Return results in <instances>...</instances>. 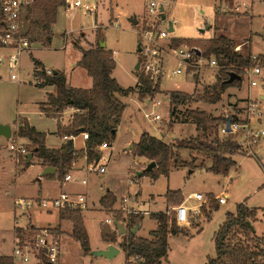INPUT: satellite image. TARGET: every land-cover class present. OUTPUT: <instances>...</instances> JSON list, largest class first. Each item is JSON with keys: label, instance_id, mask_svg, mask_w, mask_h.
I'll list each match as a JSON object with an SVG mask.
<instances>
[{"label": "rangeland", "instance_id": "obj_1", "mask_svg": "<svg viewBox=\"0 0 264 264\" xmlns=\"http://www.w3.org/2000/svg\"><path fill=\"white\" fill-rule=\"evenodd\" d=\"M148 1L83 0V2L97 6L93 12H85L81 7L66 5L58 12L50 46L43 47L39 43L34 44L32 42L27 50L19 54L14 70H11L8 64L9 55L13 54L14 50L7 54V57L2 51L0 56L4 57V61L0 65V74L3 76L2 83H0V113L12 116L15 120L20 101L23 103L21 108L29 111L28 115L40 130H57V122L54 118L46 115L40 116L30 101L17 98L19 86L30 85V79L33 81L32 84H35L32 74L31 53L44 62L47 67L64 70L68 82L72 86L83 88L92 85V78L88 75L86 69L78 63L81 59L82 48L96 47L105 42V48L107 47L113 51L116 60L113 76L123 87L136 86L138 81L136 66L139 62L140 68L138 70L142 72H146V66L151 64L153 67L150 69L149 74L159 77L158 81L161 82L160 92L151 97H140L138 93H132L130 96L123 98L127 103V107L117 131L116 140L109 149L101 151L104 160H101L100 163L106 165L107 171L99 174L84 170L75 174L72 173L77 179L76 181H68L67 183L63 181L67 191L88 193L89 198H94L97 202L100 195L108 188L118 196L119 201L111 192L115 197V201L104 205L102 209L91 208L85 213L86 209H79L82 216L83 213L85 215V224L92 251L101 250L98 248L104 246L100 223L105 224L117 234V240L112 243L119 246V243L123 240L116 226L107 223V219L118 218L120 222L128 227L129 210H139L144 215L143 226L139 230V235L142 237L149 236V231L154 229L157 224L156 220L151 218V212L173 211L174 206L182 203L195 206L197 201L191 198L190 195L193 192H202L207 198V202L202 206V213H191L189 222L181 224V226L188 229L192 237L171 236L169 239L171 247L169 256L167 260H163L162 264H206L209 257H216L215 232L224 222L226 212H235L238 203L245 202L250 207L259 208L257 217L250 226L252 232H242V238L245 239L246 236L249 238L262 237L264 235V138H261L257 146L251 149L240 143L239 151L233 155L236 165L231 167L227 175L214 173L208 168L198 167L193 170L186 163V160L191 161L195 155L187 150L181 151L184 158L183 165L178 169H171L167 175L161 174L157 179H153L149 174L138 175L137 171L143 170L150 161L147 160L145 164V157L137 155L135 149L128 150L127 148L131 143H137L141 134L145 131L164 139L166 142H177L179 139L200 134L196 133V129L191 123L171 121L168 91L197 92L194 95V100L188 101L179 107L182 113L187 108H203L215 115L233 116L243 113L245 104L250 97L260 99L264 95V63L258 61L255 65L262 68L260 74L253 76L257 80V85H250L248 75L245 73V79L239 87V89L242 88L241 91L234 90L235 93H232L233 90L230 89L232 87H228L217 103L197 101V98L203 94L204 88L215 83L220 67L218 64L210 65L209 60L215 58L213 55L205 57L202 53L192 59L189 64L186 63L180 55L173 51L176 47L171 45L172 38L211 37L214 31L208 30L206 25L214 21L215 0H169L165 2L167 18L161 22V25L169 29V22L171 21L174 30L169 32L167 39L156 41L155 44L160 49V54L155 57L146 55L142 44L140 60L138 45L139 42L145 40L142 31L153 28L152 23H154L152 18L146 15ZM256 1L253 10L256 16H254L252 28L254 27V31L264 33V3ZM244 2L250 4L251 0H235L234 2L229 0L227 3L230 6L237 4L242 6ZM235 9L240 11L239 6H236ZM131 17H136L138 23L133 24L129 20ZM202 29H206V31L202 32ZM236 29L242 33L246 30V26L239 24ZM219 33L220 31L216 32V34ZM183 46L191 48L187 44H182L180 47ZM237 46L240 47L239 50L243 53L251 51L249 42L237 43ZM251 52L254 56L264 53V36L260 37V44L255 45ZM178 68H181L182 73L174 74L173 71ZM48 70L51 69L45 68L46 73ZM13 72L19 77L18 81H14L17 84L8 83ZM196 79L199 82H197V86ZM147 99L152 101L146 102ZM158 101L159 103H157ZM70 113L69 110L65 114L63 112L61 121H67L68 118L70 120L72 117V114L69 117ZM156 114H160L162 119L159 121L154 120ZM259 127L264 128V118ZM54 140L55 138L51 136L50 141ZM17 141L19 142L18 139ZM9 142L11 140H3L2 145L5 146ZM76 144L79 145L80 140H76ZM30 145H28V148ZM197 158L198 162L203 159L201 155H198ZM8 159L11 161V158ZM12 161L15 163L16 160L12 159ZM33 161L27 166L23 163L18 165L20 168L17 177L4 180V186L0 187V244L3 232L5 233L6 230L12 228L16 220L14 215L17 214L16 217L20 215L21 218H19V225L22 224L21 227L26 230V234L23 236L21 234V240L31 239L36 235L29 234L28 224L31 223V218L35 225H46L43 228H52L47 225L53 226L52 229L61 238L59 264H126V255L123 250L112 259L98 258L92 253L85 254L81 243L72 236L73 226L70 220H63L62 229H60L61 227L58 228L59 226H54L59 220V209L52 208V212H48V209L39 205V199L58 196L63 181H43V192L42 195L39 194L41 185L37 178L40 177L38 175L40 167L38 159ZM84 163V160L79 162L75 166V170H80L81 167L79 166ZM143 165L144 168H142ZM84 178L88 181L86 185L81 183ZM169 189L181 190L184 197L180 203H169L168 200L166 202V193ZM6 192L9 195H6ZM226 192L228 193L227 202L218 204L216 196ZM137 193H139L138 200L136 198ZM15 197L34 199L35 202L26 210L16 209L14 206ZM125 197L129 199L128 202L123 201ZM213 204H218L219 208L212 209ZM124 205L127 209L124 208ZM0 250L9 252V255L13 253L8 240L4 244L3 250L0 246ZM15 264L43 263H28L15 259Z\"/></svg>", "mask_w": 264, "mask_h": 264}, {"label": "trees", "instance_id": "obj_2", "mask_svg": "<svg viewBox=\"0 0 264 264\" xmlns=\"http://www.w3.org/2000/svg\"><path fill=\"white\" fill-rule=\"evenodd\" d=\"M66 4V0H35L29 4L24 15L26 23V27H23L24 36L31 43L40 42L45 46L50 45L53 35L52 25L56 22L59 8ZM2 27L3 15L0 10V35ZM98 35L101 39L100 33ZM182 44L200 49L205 57L213 55L220 67L215 83L206 86L197 101L217 103L228 87L242 85L246 68L255 66L258 61L264 63V54L254 57L251 51L243 53L237 50V43L223 32L211 38H172L173 47L177 48ZM0 47H3L1 40ZM139 53L141 60V52ZM34 62L40 67L35 71V75L41 80L38 85L55 87V91L49 93L47 101L40 104L41 111L60 119L64 110L72 107L74 113L70 119L71 123L64 127L59 125V134L78 135L83 131L89 133V138L82 149H76L73 140H67L60 148H49L46 145V133L38 131L28 121H22L17 135L31 141L29 148L25 146L28 153L34 152L33 156L42 165L55 167L57 173L52 175L60 180L64 179L77 159L87 157L89 162L100 159L102 154L98 146L103 142L113 144L127 107L123 98L132 93H138L140 97H151L160 92L161 82L155 81L150 74L138 69L136 86L123 87L113 76L116 67L113 51L101 45L82 48V56L78 62L92 77L91 88L72 86L68 83L64 72L58 71L49 75L39 60L34 59ZM231 72L239 74L242 78L226 83ZM196 93L168 91L167 95L171 105V121L193 123L200 134L179 139L177 142H166L147 131L143 132L139 141L134 144L135 153L150 162H156L153 170L145 171L143 174H149L153 179H157L161 174L167 175L173 168L178 169L184 162L182 150L195 155L191 161L186 160L193 170L198 167L208 168L214 173L227 175L231 167L236 165L233 155L239 151L240 145L232 134L220 133L221 127L227 123L228 118H236L235 115L231 117L224 114L215 115L200 108H187L182 113L179 107L194 100ZM26 155L19 154V160L27 166L32 162H27ZM198 155L203 157L200 162ZM166 197L169 203H180L183 194L181 190L169 189ZM114 201L115 197L110 191H107L101 199L104 205ZM218 204H213L212 209H218ZM257 210L249 207L245 202H240L235 212H226L224 222L214 235L216 257H209L206 264H264V235L250 238L246 236L245 239L241 236L242 232H252L248 222L252 223L256 219ZM150 216L156 220L157 227L149 232L150 237H142L137 236L132 230L141 223L144 215L140 212L130 214L127 222L128 231L122 235L123 240L119 243L125 252L126 264H161L168 256L170 235L190 236L188 229L179 225L174 217L167 214V211L151 212ZM60 217L73 221L72 236L81 243L84 253L89 254L92 251L89 234L80 210L61 209ZM28 226L31 235L43 229L31 223ZM100 227L104 241L117 240V234L108 226L101 224ZM16 230L19 235L26 234V230L21 226L16 225ZM42 259L46 263L44 256ZM0 264H15V259L13 255H0Z\"/></svg>", "mask_w": 264, "mask_h": 264}, {"label": "built area", "instance_id": "obj_3", "mask_svg": "<svg viewBox=\"0 0 264 264\" xmlns=\"http://www.w3.org/2000/svg\"><path fill=\"white\" fill-rule=\"evenodd\" d=\"M35 0H0V10L3 15V27L0 35L1 43L3 47H9L14 50L13 54L9 55L8 64L11 70H14L19 54L27 50L31 42L24 36L23 22L24 15L27 11V7L29 4L34 2ZM169 0H149L146 5V15L149 18H152L153 28L147 29L146 31H142L144 34L145 40L141 41V45H144V50L146 55H150L155 57L160 54V49L156 46V41L158 39H167L169 37V29L164 28L161 25L163 19L161 18L162 10L161 6H164L165 13V2ZM68 6L72 7H81L85 12H93L96 10V5H91L88 2H83V0H66ZM142 47V46H141ZM239 46L236 47L239 50ZM173 51L180 55L186 63L192 62V59L200 56L198 55L193 48L183 46L173 49ZM255 57V56H254ZM4 57L0 56V65L3 63ZM194 63V62H193ZM192 63V64H193ZM198 63V62H197ZM211 66L217 65L216 58H212L209 60ZM194 65V64H193ZM152 65L148 64L146 66V72L149 74L150 69H152ZM250 68V67H249ZM246 68L245 73L248 75L250 85H257V80L253 78V76L258 75L262 72L261 66H255L252 69ZM47 73L49 75L53 74V71L48 70ZM174 74L182 73L181 68H178L173 71ZM150 76L158 81L159 77H155L150 74ZM250 77V78H249ZM11 78L13 80L18 79V75L13 72L11 74ZM264 101L260 98H252L250 97L244 107V112L240 114H235L236 118H231V131L227 130L226 124H224L220 133L222 135L232 134L234 140L248 148H255L260 141L261 138H264V128H260L259 125L262 124V120L264 118ZM231 117V116H230ZM161 115L156 114L154 116V120H160ZM84 140L89 138V133L86 131L81 132ZM66 140H75L77 135L74 134H65L63 136ZM111 147L107 142H103L98 146L100 151L107 150ZM10 149L15 151L17 154L26 155L28 153L26 147L24 145H19L17 139L12 138L10 142ZM101 160H104V157L101 155L100 159L93 160L88 162L84 169L92 172H96L99 174L106 172V165L100 163ZM74 168L68 172L64 181H73L76 178L72 173ZM82 184H87V179L81 180ZM191 198L197 201L195 206H188L185 203L176 205L173 207V211H167V214L171 217H174L178 224H185L189 222L190 214H200L202 213V206L207 202V198L202 192H193L190 195ZM228 194L223 193L220 196H217V200L220 204H224L227 202ZM128 198L125 197L123 199L124 202H128ZM34 199L16 198L14 204L15 208L26 210L29 206L34 203ZM39 205L43 208L51 210L52 208L56 209H87V199L84 194H78L77 196H71L67 192H62L59 196L49 198V199H39ZM124 208L127 209V207ZM131 213H138L139 210H129ZM19 218L20 215L16 217L15 223L19 226ZM21 219V218H20ZM117 218H109L107 219V223L114 224ZM116 226V225H115ZM117 228V226H116ZM118 229V228H117ZM61 253V238L53 229L43 228L39 233L31 237V239L21 240L18 244L15 245L13 249V257L14 259H19L22 262H42L43 264H58ZM42 256L45 257L46 263L43 262Z\"/></svg>", "mask_w": 264, "mask_h": 264}, {"label": "crops", "instance_id": "obj_4", "mask_svg": "<svg viewBox=\"0 0 264 264\" xmlns=\"http://www.w3.org/2000/svg\"><path fill=\"white\" fill-rule=\"evenodd\" d=\"M228 1L229 0H215V5H214L215 6V10H214V21H213V23H211V24L209 23V24L206 25L207 26V29L208 30H211V31H214V33H213V35L211 37H213L214 35H216V32L217 31H220V32H223L230 39H233L236 43L249 42L250 43V48L249 49L251 51H253L254 46L260 44V37L264 36V33L262 31L261 32H257V31H254V27L252 28V25H253V22H254V16H256L254 14L253 10H254L255 3H257V1L256 0H251L250 4L248 2L247 3L244 2V3H242V6L240 4L239 5L237 4L235 6H232V5L230 6L227 3ZM234 1L235 0H233V2ZM258 3H264V0H258ZM65 6H63V7H65ZM236 6H239L240 11H238V10L235 9ZM61 8L62 7H60L59 10ZM241 9H242V12H241ZM59 10H58V12H59ZM166 18H167V15H166ZM54 24L52 25V31H53ZM239 24H242V25H245L246 26V30H244L242 33L236 29L237 25H239ZM23 27H26L25 20L23 22ZM205 31H206V29H202V32H205ZM211 37H208V38H211ZM33 43L34 44L39 43L41 46L47 47L45 45H42L40 42H33ZM48 46H50V45H48ZM187 47H189V46H187ZM191 48H193V47H191ZM106 49H108V48L106 47ZM29 50L31 51V49H29ZM2 51H4V53H5L4 55H6V57H7V54H10V52H12V49L11 48H8V47H0V53ZM261 54H264V53H261ZM31 57H32L31 59H32V62H33L32 74H33V77H34V83L35 84H32L33 81L30 79V83H31L30 85H22V86H19L18 87V90H17V93H18L17 98L19 100L30 101L32 103V105L34 106V108L37 109V112L40 114V116L46 115L47 117L54 118L56 120V122H57V130L56 131L40 130L39 127H38V125L35 124V123H33L31 117L28 115L29 114V111H27L24 108H21V106H22L23 103H21L20 101H19V110H18L17 117L15 118V120H13V117L12 116L4 115V114L0 113V123L9 125L10 128H11V131H12L11 137H9V138L6 137V136H4L3 134H0V187L1 186H4V180H9L11 178H16L17 177V173H18V170L20 168V167H18V165L21 164V162L19 160V157H18L19 155L16 152L13 153L12 150L10 149V144H9L10 142L4 146V145H2V141L3 140L4 141H6V140H12V138H16L17 137L16 139L19 140V142L17 141L19 145L28 146V145L31 144V141L28 138H26V137H20V136L17 135V132H18L19 127L21 126L23 120L28 121L29 124L31 126H34L38 131H41V132H45L46 133V145L49 148H56V149L57 148H60L62 146V144L67 141L63 137L64 135L62 136V135L59 134L58 127H59V125H68V124H70L71 121L69 120V118H68L67 121H61V119H63L62 118L63 116H61L60 119H58V118H56L54 116H51V115L46 114L45 112L41 111V109H40V104L47 101L49 93H53L55 91V87L53 85H46V86H43V87L38 85V83L41 82V80H40V78L38 76L35 75V71L36 70H39L40 67H37L36 66V64L34 62V59L39 60L42 63V67L44 69L47 68V69L53 70V73L55 71L56 72H58V71L64 72V74H65V76L67 78V81H68L67 74H66V72L64 70L57 69V68L47 67L44 62H42L40 59L36 58L32 53H31ZM11 79L8 82L9 84H17L14 81H18L19 77L16 80H13L12 79L13 81ZM1 80H3V76L0 74V83H2ZM68 83L70 84V82H68ZM92 85H93V80H92ZM92 85L90 87H88V88H91ZM196 86H197V83H196ZM230 89L233 90L232 93H235L234 90H236V91L239 92V91H241L240 89H242V88L239 89V87H232ZM150 101H152V100H150V99H147L146 100V102H150ZM169 102H170V99H169ZM157 103H159V101ZM170 109H171V105H170ZM201 109H203V108H201ZM68 110L71 112L70 115H69V117H70L71 114L73 115V113H74V108L69 107V108L65 109L64 110V114ZM204 110H206V109H204ZM17 118H19V119H17ZM161 119H162V116H161ZM156 121H159V120H156ZM191 125H193L195 127L196 133H199L198 130H197V128H196V125L193 124V123H191ZM51 136L55 138L54 141H50ZM56 138H57V140H56ZM76 140L77 141L80 140V144L79 145L76 144ZM73 142H74V146H75L76 149H82V148L85 147L86 140H84V138L81 135V133H79L77 135L76 139ZM47 143H51V144H47ZM8 158H11V161H9ZM12 159L13 160L14 159L16 160L15 163L12 161ZM35 159H37V158L35 156H33V158L31 159L30 162H34L33 160H35ZM83 160L85 161V163L84 164H81L79 166V167H81V169L80 170H75V168H76L75 166L77 164H79V162H81ZM147 160L148 159L146 158L145 164L147 163ZM88 162L89 161L87 160V157H82V158L77 159V161H75V163H74V170H73L74 174L75 173H78L80 171H84L85 170L84 167H85V165ZM38 163H39V167H40L39 170H38V172H39L38 175L40 177L37 178V180L39 181V183L41 185V189L39 191V194L42 195V192H43L42 191V189H43L42 183H43V181L48 180V181L51 182V180H60V179H56L55 178V175H52V174H56L57 173V169L54 172L44 173L45 172V168L47 166L42 165L39 160H38ZM144 165H143L142 168H144ZM208 166H209V163H208ZM146 167H147V165H146ZM25 168H26V166L24 167V169ZM106 171H107V168H106ZM61 181H63V180L61 179ZM65 182L67 183L68 181H65ZM65 182L64 181L62 182V184H61V191L58 194V196L62 192H67L71 196H74V197L77 196L78 194H84L86 196V199H87V209L84 211V213L86 211H88V209L90 210L91 208H94V209H102L104 207V204L101 202V199L107 193V191L112 192L116 196L117 200L119 201L118 196L116 195V193L113 190H111L110 188H108L107 191H105L102 195H100V197L98 198V202H97V201L94 200V198H91V197L89 198V194L88 193H74V192H71V191H67L66 190V187H65ZM83 185H86V184H83ZM138 194L139 193H137V196H136L137 200H138ZM6 195H9V193L6 192ZM54 197H57V196H54ZM183 197H184V195H183ZM16 198H18V197H15L14 198V202H15ZM166 202H167V198H166ZM14 206H15V204H14ZM252 208H257V207H252ZM48 212H52V211L49 210ZM84 213H83V218H84V222H85V215H84ZM16 215L17 214L14 215V218L15 219H16ZM58 217H59V220L57 221V224L54 225V226H59L58 228L61 227L60 229H62V225H63L62 222H63V220H70V219H61V217H60V210H58ZM30 220H31V224L34 225V226H36V227H39V228L46 227V225H42V226L41 225H35L33 223V221H32V218ZM70 221H71L72 226H73V221L72 220H70ZM142 222H143V220L141 221V223H139L137 225L138 226L137 227V230H136V235L137 236H141V235H139V230L143 226V223ZM21 225L22 224H20L19 226H21ZM47 226L53 228V226H51V225H47ZM100 226H101V223H100ZM156 227H157V224H156ZM100 230H101V227H100ZM151 230H153V229H151ZM72 232H73V227H72ZM171 236H177V237L178 236L192 237L191 235L190 236H185V235H170L169 236V239H170ZM21 237L22 236L19 235L18 232H17V230H16V223H14V225L12 226V228H9L8 230H6L5 233L3 232V236L1 237L2 242L0 244L2 250L4 248V244L6 243L7 240L9 242V245H11V250H13L14 247H15V245L18 244L21 241ZM143 237H150V235L149 236H143ZM103 244H104V246L99 247L98 249H106L109 244H114V243L107 242V241H104L103 240ZM169 245H170V243H169ZM116 246L120 248V252L123 250L120 246H118V245H116ZM169 252H170V249H169ZM169 252H168V256H169ZM91 253L92 252H90V254ZM4 254L5 255H8L9 252H3V251L0 250V255H4ZM168 256H167V258L165 260L168 259ZM97 257L98 258H104L103 256H97Z\"/></svg>", "mask_w": 264, "mask_h": 264}, {"label": "water", "instance_id": "obj_5", "mask_svg": "<svg viewBox=\"0 0 264 264\" xmlns=\"http://www.w3.org/2000/svg\"><path fill=\"white\" fill-rule=\"evenodd\" d=\"M161 10H162V14H161V18L163 20H166V14L164 13V6H161ZM129 20L133 23V24H137L138 23V19L136 17H131L129 18ZM169 31H173L174 30V27H173V22H169ZM101 46L102 47H105L106 46V43L105 42H102L101 43ZM194 51L198 54V55H201V50L198 49V48H193ZM138 50L141 51L142 50V47H141V43L139 42V45H138ZM140 68V62L139 64H137L136 66V69H139ZM56 73V71L54 72ZM242 77L235 73V72H231L230 73V76L229 78L225 81L226 83H232L235 79H241ZM261 99L264 101V95L261 97ZM226 127H227V130L228 131H231V119L228 118V121L226 123ZM11 128L9 125H6V124H2L0 123V134H3L4 136L6 137H11ZM135 148V145L134 144H130L128 149L129 150H132ZM34 155V152H30L26 155V158H27V162H30L31 161V158L33 157ZM98 161V159H97ZM156 166V162L155 161H151L147 167L144 169V170H141V171H138L137 174L138 175H142L145 171H151L154 169V167ZM56 170L55 167H52V166H47L45 168V172L44 173H50V172H54ZM248 224L251 226L252 224L250 222H248ZM115 225L117 226L118 228V231H119V234L121 235H124L127 233V227L124 226V224H122L118 219L115 220ZM137 227L138 226H135L133 228V232L136 233V230H137ZM120 252V248L117 247L116 245L114 244H109L108 247L106 249H101V250H96V251H92V254H94L95 256H103L105 258H108V259H112L114 258L118 253Z\"/></svg>", "mask_w": 264, "mask_h": 264}]
</instances>
